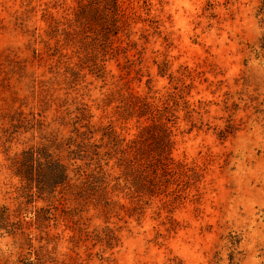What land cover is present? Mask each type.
Returning a JSON list of instances; mask_svg holds the SVG:
<instances>
[{
	"label": "rangeland",
	"instance_id": "1",
	"mask_svg": "<svg viewBox=\"0 0 264 264\" xmlns=\"http://www.w3.org/2000/svg\"><path fill=\"white\" fill-rule=\"evenodd\" d=\"M118 4L110 25L101 2L77 16L79 0H0V208L22 223L0 228V264H26L41 245L45 264H264V0ZM105 26L117 31L104 40ZM172 92L171 178L139 200L117 191L109 213L55 201L39 240L25 215L49 202L25 204L10 158L42 133L71 134L78 107L131 138L150 122L121 118L132 95L160 104Z\"/></svg>",
	"mask_w": 264,
	"mask_h": 264
},
{
	"label": "trees",
	"instance_id": "2",
	"mask_svg": "<svg viewBox=\"0 0 264 264\" xmlns=\"http://www.w3.org/2000/svg\"><path fill=\"white\" fill-rule=\"evenodd\" d=\"M100 2L104 5L103 11L109 9L112 13L110 25H115L119 20L116 17L119 11L118 0H79L73 14L78 16L91 12V6L99 9ZM67 21V27L71 28V19ZM105 27L104 40L108 34L117 31V27L109 32L108 27ZM62 31L68 38L69 31L65 28ZM69 70L72 75L76 73L71 67ZM177 95L174 92L168 93L160 104L132 95L135 100L123 109L126 114L121 118L136 116L140 119L145 116L150 122L140 125L138 132L131 138L117 133L111 121L102 125L92 124V115L85 112V107H78V114L71 122V134L60 136L53 132L40 133V141L23 148L10 158L9 167L19 178L20 186L17 190L19 196L25 198V204L38 199L49 202L33 208L29 215H25L31 220L28 221L29 227L34 225L38 231L44 232L45 236L40 235L39 240L48 237L46 228L50 226L49 222L53 221L56 226L60 216L57 210L60 207L55 201L60 205L66 199L76 203V207H62V211H69V214L89 205L109 213L116 202L111 196L117 191H123L139 200L146 191L152 192L155 186L171 178L174 161L170 156L172 141L168 122L171 121L174 107L169 101L181 97ZM18 121L25 122L26 130L35 125L41 130L43 126L39 119L32 121L18 118ZM110 161L114 162L111 168L116 167L119 174L114 175L105 169ZM0 228L6 229L9 234H16L17 230L22 229V223L10 222L8 209L3 207L0 208ZM104 231L105 241L111 246V241L116 237L111 229L106 228ZM31 238L27 236L29 246L32 245ZM38 249L34 260L27 259L26 264H45L51 258L49 253L42 251V245Z\"/></svg>",
	"mask_w": 264,
	"mask_h": 264
}]
</instances>
